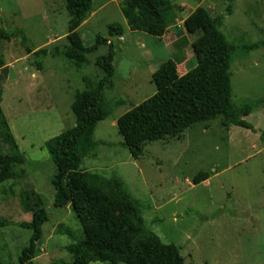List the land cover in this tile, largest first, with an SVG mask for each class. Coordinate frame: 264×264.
<instances>
[{
  "label": "rangeland",
  "instance_id": "obj_1",
  "mask_svg": "<svg viewBox=\"0 0 264 264\" xmlns=\"http://www.w3.org/2000/svg\"><path fill=\"white\" fill-rule=\"evenodd\" d=\"M170 1L177 21L160 41L128 29L121 0H93V12L78 33L86 49L97 37L111 43L114 73L104 89L109 116L93 136L96 157L84 159L80 169L120 180L139 205L146 228L164 245L179 248L184 264H264V0H233L230 15L226 0ZM198 7L223 17L218 30L234 47L232 106L236 111L251 107L245 121L254 132L223 128L217 118L194 124L179 137L146 144L135 161L122 146L116 121L155 94L151 76L163 62L178 59V76L195 67V37L182 25ZM68 21L63 0H0V30H19L30 51H48L37 70L20 38L0 43V107L25 159L12 168L13 178L0 184V264H18L28 245L30 232L16 226L31 220L23 201L34 207L39 197L49 213L33 264H71L66 247L83 239L71 210L51 207L54 166L44 144L75 126V96L103 78L95 61L108 49L100 46L86 55L88 63L81 67L61 54L51 57L54 48L63 53L67 45ZM113 25L123 30L121 37L111 36ZM202 172L208 180L193 185Z\"/></svg>",
  "mask_w": 264,
  "mask_h": 264
},
{
  "label": "trees",
  "instance_id": "obj_2",
  "mask_svg": "<svg viewBox=\"0 0 264 264\" xmlns=\"http://www.w3.org/2000/svg\"><path fill=\"white\" fill-rule=\"evenodd\" d=\"M68 15L67 45L63 53L54 48L51 57L61 56L75 67L87 64L86 55L100 46L107 47V55L96 59L95 66L104 73L103 78L90 84L87 90L75 96L72 112L75 126L44 144L54 174L50 185L54 190L51 207L69 208L78 219L83 239L66 247L71 264H184L179 248L164 245L146 228L139 205L132 199L124 185L117 179L80 169L86 158H95L98 144L93 140L96 126L108 117L104 98L105 85L114 69V48L108 40L96 38L92 48H84L78 29L93 12V0H63ZM226 14L233 9V0H226ZM121 14L131 32L161 39L167 29L175 26L177 13L170 0H121ZM223 17H212L198 7L183 22V30L195 40L191 50L196 65L186 74L178 76V59L163 62L151 76L155 94L132 108L116 121L122 146L137 161L143 147L152 142L181 136L194 124H207L217 118L223 128L231 126L254 132L245 121L251 113L250 106L234 110L231 102L229 72L234 47L219 32ZM111 36L121 37L123 30L116 25L110 28ZM20 38L26 53L35 60L31 64L41 69L40 59L48 55L46 49L36 52L26 46L24 34L0 30V43ZM1 95V91H0ZM1 103V100H0ZM260 139L264 143V133ZM25 162L0 107V184L13 178L12 168ZM207 173H198L192 180L199 185L208 180ZM30 207L23 201V208L31 212L30 222L16 226L30 232L28 245L21 250L18 264H33L39 256V245L44 237L43 227L49 213L40 198ZM54 264H64L55 262Z\"/></svg>",
  "mask_w": 264,
  "mask_h": 264
},
{
  "label": "crops",
  "instance_id": "obj_3",
  "mask_svg": "<svg viewBox=\"0 0 264 264\" xmlns=\"http://www.w3.org/2000/svg\"><path fill=\"white\" fill-rule=\"evenodd\" d=\"M167 32H168V30L166 31V33H167ZM165 35H166V34H165ZM165 35H164L161 39H159V40H160V41H161V40H164ZM156 71H157V70H155V72H156ZM155 72H153V74H154ZM153 74H152V75H153ZM8 125H9V124H8ZM9 128H10V127H9Z\"/></svg>",
  "mask_w": 264,
  "mask_h": 264
}]
</instances>
